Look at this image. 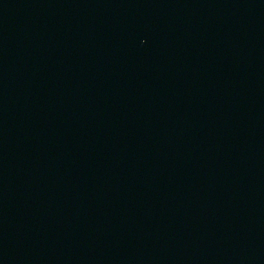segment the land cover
<instances>
[{"label":"water","instance_id":"1","mask_svg":"<svg viewBox=\"0 0 264 264\" xmlns=\"http://www.w3.org/2000/svg\"><path fill=\"white\" fill-rule=\"evenodd\" d=\"M0 264H264V0H0Z\"/></svg>","mask_w":264,"mask_h":264}]
</instances>
